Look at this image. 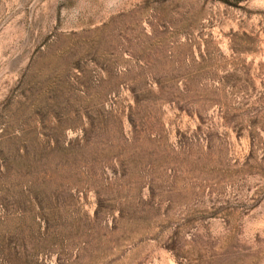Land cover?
Returning a JSON list of instances; mask_svg holds the SVG:
<instances>
[{"label": "rangeland", "instance_id": "374dc122", "mask_svg": "<svg viewBox=\"0 0 264 264\" xmlns=\"http://www.w3.org/2000/svg\"><path fill=\"white\" fill-rule=\"evenodd\" d=\"M0 264H264V0H0Z\"/></svg>", "mask_w": 264, "mask_h": 264}]
</instances>
